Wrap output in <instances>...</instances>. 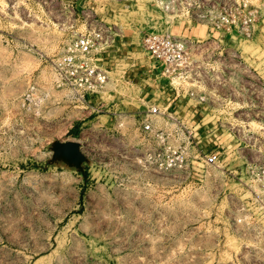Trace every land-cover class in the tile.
<instances>
[{"label": "rangeland", "instance_id": "obj_1", "mask_svg": "<svg viewBox=\"0 0 264 264\" xmlns=\"http://www.w3.org/2000/svg\"><path fill=\"white\" fill-rule=\"evenodd\" d=\"M172 1L0 0V264H264L258 230L237 221L264 166V0ZM219 11L229 29L209 18ZM94 23L125 50L102 54L109 81L81 100L57 87L53 61ZM148 32L187 41L184 84L202 105L165 110L164 78L135 70ZM121 98L117 112L139 115L115 145L106 103ZM149 100L162 139L138 123ZM186 128L203 152L216 148L214 165Z\"/></svg>", "mask_w": 264, "mask_h": 264}, {"label": "built area", "instance_id": "obj_2", "mask_svg": "<svg viewBox=\"0 0 264 264\" xmlns=\"http://www.w3.org/2000/svg\"><path fill=\"white\" fill-rule=\"evenodd\" d=\"M160 1L164 2L166 10L170 9V3L173 2L172 0ZM248 15L241 20L245 31L250 26L252 27V21H254V14L248 13ZM209 18L214 19L217 27L218 24H222L227 29L234 22L231 15L220 11L215 12ZM118 37V33L103 23H94L84 32L72 37L65 49L53 61L57 87L66 89L81 100L85 96L88 97V95L101 92L109 81V73L99 61L102 60L103 53L108 55L111 48L118 47ZM139 45L149 61L146 72L150 76L159 74L166 81L161 88L163 94H168L166 99L168 100L170 97L171 99L168 100L165 110L171 111V103L178 102L181 98L186 101L193 100L198 105L205 102V95L202 92L194 91L193 87L184 84L185 81L190 83L189 79L193 69L190 54L192 48L184 38L148 32L142 35ZM148 102L149 105L146 109L140 111L142 114L138 118V123L143 131L155 134L156 137L162 139V133L160 134L153 128L154 116L159 113V107L151 100ZM137 113L114 112L115 128L108 134L110 142L115 145L121 142L123 138L118 131L123 126L125 127L127 117H131V115L136 117L139 115ZM186 132L187 143L197 148L198 155L206 164L214 165L218 153L216 148L203 152V148L199 144L201 140L195 139L196 135H199L198 132L193 134L189 128H186ZM167 152L172 156V159H178L179 152L177 149ZM255 180L258 183V190L252 191L246 202L238 209L242 215L237 218V221L252 224V227L258 230L260 237L264 240V166L260 170H256Z\"/></svg>", "mask_w": 264, "mask_h": 264}, {"label": "crops", "instance_id": "obj_3", "mask_svg": "<svg viewBox=\"0 0 264 264\" xmlns=\"http://www.w3.org/2000/svg\"><path fill=\"white\" fill-rule=\"evenodd\" d=\"M129 46H130V43H127ZM118 45V47L116 48V49H118L119 51L121 50H125L124 49V47H122V46H125V43H120V44H117ZM119 46H121V47H119ZM131 48H134V46H131ZM133 64V66L135 65V66H137L136 68H135V70H137V72L138 71H140V70H145V69H147V65L149 64V61H143V63L141 62V61H139V60H134V63H132ZM137 64V65H136ZM145 72V71H144ZM139 75H143L142 76V78L141 77H139ZM129 76V74L128 75H125V77H128ZM134 78V79H133ZM126 79V78H125ZM129 79L130 80H128V81H131V82H133V81H135V79H138L136 82H134V84L135 85H138L140 88L141 87H143L144 85V83H142V82H146L147 80H148V78H145L144 77V74H138V76L136 75L135 76V74H133L132 75V79L129 77ZM127 80V79H126ZM113 90L114 89H110V92L112 93L113 92ZM142 90V89H141ZM95 99H97V97L96 98H93V100H95ZM99 101H96V103H98ZM123 103V100H122V98L119 100V101H116V100H114V99H111V100H109V101H107V103H106V105H108L109 107V109H107V112H108V125H107V127H108V132H110L112 129H114L115 128V125H114V122H115V115H114V112H117V110H120V109H118V107L120 106V104L121 103ZM119 105V106H118ZM173 105H176V102L174 101L173 102ZM176 107H180L179 105H177ZM171 109H172V105H171ZM139 111V110H138ZM122 129H120L118 132L120 133V135H121V137L123 138V135H124V133H126V136H125V138L127 139V136H128V132H124L123 133V131H121ZM111 144H112V142H110Z\"/></svg>", "mask_w": 264, "mask_h": 264}]
</instances>
